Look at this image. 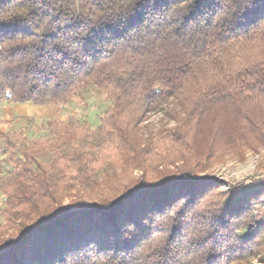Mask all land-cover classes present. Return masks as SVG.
<instances>
[{
  "label": "trees",
  "instance_id": "16d2710c",
  "mask_svg": "<svg viewBox=\"0 0 264 264\" xmlns=\"http://www.w3.org/2000/svg\"><path fill=\"white\" fill-rule=\"evenodd\" d=\"M5 13L14 17L0 22V103L60 106L93 86L112 106L94 134L62 120L48 126L52 141L0 131L15 167L0 264H231L261 245L264 187L220 190L191 163L160 169L195 154L209 118L264 107V0H0ZM70 63L78 71L62 78ZM184 93L175 126L139 142L148 115ZM221 136L214 126L207 155ZM44 149L51 163L38 160ZM119 160L123 173L101 180ZM209 224L205 238L188 239Z\"/></svg>",
  "mask_w": 264,
  "mask_h": 264
},
{
  "label": "rangeland",
  "instance_id": "374dc122",
  "mask_svg": "<svg viewBox=\"0 0 264 264\" xmlns=\"http://www.w3.org/2000/svg\"><path fill=\"white\" fill-rule=\"evenodd\" d=\"M189 95L182 94L169 104L152 111L138 131V140L157 136L167 129L175 126V120L184 114ZM105 95L97 88L91 86L74 95L68 103L60 106L51 104L35 105L33 103H21L6 101L4 107H0V131L14 139L23 132L27 142L40 143L52 141L53 135L48 130L50 123L56 120L72 122L76 124L88 123L92 133H96L101 122L111 108ZM246 115L237 111L223 112L218 117L210 119L207 131L199 135L195 154L186 156L182 162L179 158L171 161L170 165L160 171H174L189 167L199 176H209L218 180L220 190H228L232 186L242 184L249 190L264 187V107L246 109ZM5 125V126H3ZM220 128L221 141L212 155H207L209 140L213 128ZM89 141V140H88ZM87 142V141H86ZM10 148L7 147L4 138H0V228L6 225L1 214L5 206L6 197L4 189L14 181V165L9 162ZM197 153V154H196ZM18 157L20 154L16 152ZM179 159V160H178ZM38 160L51 163L52 153L50 149H44L39 153ZM189 161V163L187 162ZM125 162L119 160L109 169L101 173L100 179L110 181L118 174H122ZM141 174L136 172L130 179L138 180ZM128 179V178H127ZM76 193V192H75ZM255 216L257 220L264 222V199L255 203ZM247 237V227L240 233ZM264 239V233L262 235ZM231 264H264V241L247 258L234 260Z\"/></svg>",
  "mask_w": 264,
  "mask_h": 264
},
{
  "label": "clouds",
  "instance_id": "9594fccd",
  "mask_svg": "<svg viewBox=\"0 0 264 264\" xmlns=\"http://www.w3.org/2000/svg\"><path fill=\"white\" fill-rule=\"evenodd\" d=\"M13 17H14V15H8L7 13H5L3 18H0V22H6L7 20L12 19ZM213 230L214 229L209 224V225L205 226V228L202 231H200V232L189 233L188 239L191 240V241H194V242L195 241H199V240L205 238L208 235V233H210ZM235 231L239 235L243 231V229L238 227ZM210 254H212L211 249H209L205 253V262H206V256L210 255ZM105 264H121L120 257L116 256V257H112L111 259H106L105 260Z\"/></svg>",
  "mask_w": 264,
  "mask_h": 264
},
{
  "label": "snow or ice",
  "instance_id": "6c2138e0",
  "mask_svg": "<svg viewBox=\"0 0 264 264\" xmlns=\"http://www.w3.org/2000/svg\"><path fill=\"white\" fill-rule=\"evenodd\" d=\"M20 47L22 49H24V50L20 53V55L18 57L17 65L23 66V65H26L28 63V60H27V49H25L23 45H21ZM17 65H9L7 67L12 68L13 70H15ZM5 67H6L5 65H0V72H2ZM76 71H78V65L71 64V63L68 64V65H65V67L63 69H61L62 78L71 77ZM179 179L198 180L199 178H197V177H189V178L180 177ZM204 179L207 180V179H210V178L209 177H204Z\"/></svg>",
  "mask_w": 264,
  "mask_h": 264
},
{
  "label": "crops",
  "instance_id": "0c3cea01",
  "mask_svg": "<svg viewBox=\"0 0 264 264\" xmlns=\"http://www.w3.org/2000/svg\"><path fill=\"white\" fill-rule=\"evenodd\" d=\"M5 102H6V101L0 103V107H4V106H5ZM17 104H18V103H17ZM3 126H5V125H3ZM1 127H2V126H0V128H1Z\"/></svg>",
  "mask_w": 264,
  "mask_h": 264
}]
</instances>
